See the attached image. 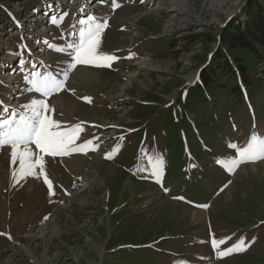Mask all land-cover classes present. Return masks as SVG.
Here are the masks:
<instances>
[{
	"label": "rangeland",
	"instance_id": "1",
	"mask_svg": "<svg viewBox=\"0 0 264 264\" xmlns=\"http://www.w3.org/2000/svg\"><path fill=\"white\" fill-rule=\"evenodd\" d=\"M257 1L264 10V0H116V8L113 0H0L18 26L0 33V100L9 113L43 98L26 88L38 68L65 79L70 50L50 45L78 41L80 20H106L99 51L118 57L111 67L77 65L63 90L43 98L62 126L81 125L76 144L99 134L110 148L118 138L112 158L92 156V146L46 155L49 195L42 175L15 183L11 149H0V264H152L158 256L155 264H168L173 255L191 264H264V159L232 172L224 166L238 158L230 144L264 137V65L238 49L229 53L242 58L250 85L199 82L220 32L245 25V9ZM3 106L0 117H8ZM175 174L191 194L184 200L161 192L174 188ZM199 178L214 195L204 197ZM194 201L206 205L197 210ZM257 228L251 250L212 258L210 235L237 233L224 250L249 243Z\"/></svg>",
	"mask_w": 264,
	"mask_h": 264
},
{
	"label": "snow or ice",
	"instance_id": "2",
	"mask_svg": "<svg viewBox=\"0 0 264 264\" xmlns=\"http://www.w3.org/2000/svg\"><path fill=\"white\" fill-rule=\"evenodd\" d=\"M120 5L113 0V7ZM67 15V13L63 14ZM63 21V16L59 22ZM53 24H58L56 17L52 18ZM82 27L78 32V41L69 43L66 48L50 45L56 51H68L70 62L68 68L63 72L65 79H58L51 72L47 74L33 73L32 79L28 82L31 84L29 91L39 93L41 97L48 98L53 94L59 93L65 88V81L68 77L69 70L74 69L77 65H89L95 67H111V62L118 59L115 55L102 53L99 51L102 40V33L107 27V21H97L93 16H88L86 20H80ZM47 44L48 42L45 41ZM28 80L27 77H25ZM33 99L27 105L23 113L17 114L15 110L9 113L7 106H3V112L9 113L8 117H0V148L10 147V166L11 177L15 183L27 177L40 179L43 176V182L49 189V195H54L53 182L49 179L45 169V156L57 157L68 156L72 153H84L90 146L93 149L98 145H93L91 140L83 144H76L79 138V132L82 130L81 125L70 127L62 126L60 121L52 118L54 109L46 103V99ZM89 99V98H84ZM3 102L0 101V106ZM35 147V151L33 146ZM236 149L238 158H232L225 163L229 172L238 167L240 163L255 162L264 159V137L253 132L244 147H238L235 144L229 145ZM106 158H112L106 154ZM18 162V167L17 165ZM160 162L157 161L153 175L158 180L160 177ZM10 238V237H9ZM226 239L211 241L212 247L218 249L224 244ZM248 245L241 239L231 247L218 252L220 257L230 255L234 252L246 251Z\"/></svg>",
	"mask_w": 264,
	"mask_h": 264
},
{
	"label": "trees",
	"instance_id": "3",
	"mask_svg": "<svg viewBox=\"0 0 264 264\" xmlns=\"http://www.w3.org/2000/svg\"><path fill=\"white\" fill-rule=\"evenodd\" d=\"M245 25L230 24L223 29L217 37L219 48L204 65L200 75V83L203 87H221L226 83L240 81L245 85H250L249 69L242 64V58L229 52L245 50L251 58L264 65V10L259 9L258 1L250 4L245 9ZM12 18L5 15L0 8V33L4 34L7 27L12 25ZM223 78V79H222ZM237 86V85H236ZM233 87V85H232Z\"/></svg>",
	"mask_w": 264,
	"mask_h": 264
},
{
	"label": "bare ground",
	"instance_id": "4",
	"mask_svg": "<svg viewBox=\"0 0 264 264\" xmlns=\"http://www.w3.org/2000/svg\"><path fill=\"white\" fill-rule=\"evenodd\" d=\"M8 77H9V79L7 80V81H8V83H9V81H10V82H12V80H13L12 76H11V75H9ZM99 176H100V175H99Z\"/></svg>",
	"mask_w": 264,
	"mask_h": 264
}]
</instances>
